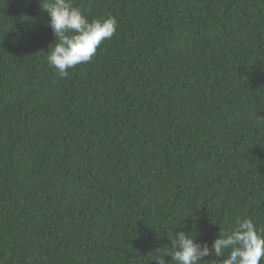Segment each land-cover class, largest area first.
<instances>
[{"label": "trees", "instance_id": "obj_1", "mask_svg": "<svg viewBox=\"0 0 264 264\" xmlns=\"http://www.w3.org/2000/svg\"><path fill=\"white\" fill-rule=\"evenodd\" d=\"M75 5L118 27L61 78L40 0H0V264H158L171 231L264 229V0Z\"/></svg>", "mask_w": 264, "mask_h": 264}, {"label": "clouds", "instance_id": "obj_2", "mask_svg": "<svg viewBox=\"0 0 264 264\" xmlns=\"http://www.w3.org/2000/svg\"><path fill=\"white\" fill-rule=\"evenodd\" d=\"M42 10L47 11L55 40L49 47L48 63L59 77L69 74V69L87 63L96 55L98 47L111 40L117 31L114 16L92 18L75 5V0H43ZM172 249L155 260L168 264H199L214 254L217 264H261L264 259V229H258L250 217H237L230 230L221 229L211 247L207 241L198 242L195 235L180 231L168 232ZM223 259H219V258Z\"/></svg>", "mask_w": 264, "mask_h": 264}]
</instances>
